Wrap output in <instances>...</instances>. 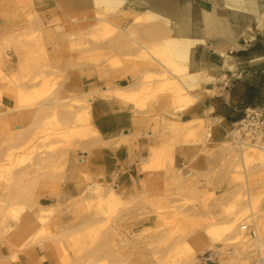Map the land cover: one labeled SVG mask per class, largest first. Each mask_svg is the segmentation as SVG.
I'll list each match as a JSON object with an SVG mask.
<instances>
[{
    "label": "crops",
    "instance_id": "1",
    "mask_svg": "<svg viewBox=\"0 0 264 264\" xmlns=\"http://www.w3.org/2000/svg\"><path fill=\"white\" fill-rule=\"evenodd\" d=\"M121 0L120 4L94 0H0V64L24 75L36 64L65 71L67 91L89 97L88 113L97 142L75 159L67 153L65 167L50 190L38 184L37 207L52 205L61 211L89 182L110 184L123 198L150 192L154 180H179L189 186L211 179L234 140L233 127L256 92L254 104L264 108V0ZM108 24V26H105ZM16 36V48H4ZM169 37L192 41L180 68L196 85L185 92L193 98L175 111L173 93L158 90L171 78L162 48ZM152 47V48H151ZM147 50H146V49ZM157 50L154 56L151 50ZM145 54V55H144ZM145 78H150L147 83ZM154 93L145 107L108 95L118 87L140 91L146 84ZM183 86V85H182ZM1 87V83H0ZM5 95L0 96V114ZM35 110L22 108L15 117L25 127ZM203 120L205 143L184 142L185 123ZM178 125L172 129L173 125ZM0 115V145L6 135ZM204 130V132H205ZM169 154L170 171L160 176L144 168L150 158ZM208 177V178H207ZM225 172L216 180H228ZM201 264H220L217 254ZM0 264H60L59 255L32 246L8 247Z\"/></svg>",
    "mask_w": 264,
    "mask_h": 264
},
{
    "label": "rangeland",
    "instance_id": "2",
    "mask_svg": "<svg viewBox=\"0 0 264 264\" xmlns=\"http://www.w3.org/2000/svg\"><path fill=\"white\" fill-rule=\"evenodd\" d=\"M231 1V7L245 10L243 1ZM17 39L11 37L4 48L15 49ZM187 54L176 58L163 53L168 55L166 66L183 85L167 78L158 88L173 93L175 111L190 99L185 89L198 81L180 68ZM36 65L30 76L18 73L15 64L9 73L0 68V96L8 99L0 114L6 132L0 145V254L8 247L19 251L37 246L55 251L60 264H201V254L211 248L220 264L264 261V192L256 160L247 153L248 140L241 146L235 140L229 143L211 179L197 185L182 182L179 173V180L157 179L150 182L149 193L123 198L110 184L89 182L61 211L52 205L37 207L38 184L50 190L67 153L76 159L97 137L90 124L89 97L65 89L64 70ZM149 91L148 83L140 91L118 87L104 92L145 107L155 93ZM22 108L35 113L18 129L15 114ZM204 128L203 120L185 123L184 142L204 145ZM255 144L264 146V139ZM159 155L156 159L154 153L143 167L166 176L169 154L160 149ZM223 172L228 180H216ZM243 223L255 228V237L240 229Z\"/></svg>",
    "mask_w": 264,
    "mask_h": 264
},
{
    "label": "built area",
    "instance_id": "3",
    "mask_svg": "<svg viewBox=\"0 0 264 264\" xmlns=\"http://www.w3.org/2000/svg\"><path fill=\"white\" fill-rule=\"evenodd\" d=\"M236 129H233L232 136L237 144L262 142L264 139V108L260 106L245 107L243 117L237 122ZM247 236H255V229L248 223L240 226ZM216 256V251L212 249L205 250L200 260L210 261Z\"/></svg>",
    "mask_w": 264,
    "mask_h": 264
},
{
    "label": "bare ground",
    "instance_id": "4",
    "mask_svg": "<svg viewBox=\"0 0 264 264\" xmlns=\"http://www.w3.org/2000/svg\"><path fill=\"white\" fill-rule=\"evenodd\" d=\"M190 44H192V41H190V40H186V39H182V38L169 37L167 40H165L164 46H163L161 51H163V53H166V54L168 53L171 56L178 58V56L180 57L181 55L185 56ZM157 50L152 49L149 52H154V51L156 53L160 52V51L157 52ZM176 58H175V60H176ZM186 75H188V77H191V76H189L188 73H186ZM192 101H193V98L190 97V99L182 107L178 108L177 111H180L182 108H184L188 104L192 103ZM86 119H87V113L84 115V120H86ZM207 134H209V132L206 130V135ZM246 148H247L248 155H250V157H252L256 160L254 162V164H255V166H257V171L259 173V177L257 180H259V182H261L262 192H264V146L256 145L255 143H249L248 142V143H246ZM240 149H241V152H243L242 147H240ZM243 154H244V152H243ZM251 161H253V160L251 159ZM255 236H256V230H255ZM259 252H260V250H259ZM260 259H261V257H260ZM259 264H264V261H259Z\"/></svg>",
    "mask_w": 264,
    "mask_h": 264
},
{
    "label": "trees",
    "instance_id": "5",
    "mask_svg": "<svg viewBox=\"0 0 264 264\" xmlns=\"http://www.w3.org/2000/svg\"><path fill=\"white\" fill-rule=\"evenodd\" d=\"M248 94V96H249V102H248V104L245 106V107H254V106H257V104H254L253 103V100L255 99V96H256V92H255V90L252 88V89H250V91L247 93ZM244 107V108H245ZM243 108V109H244ZM242 117H243V115H242ZM241 117V118H242ZM240 118V119H241Z\"/></svg>",
    "mask_w": 264,
    "mask_h": 264
}]
</instances>
